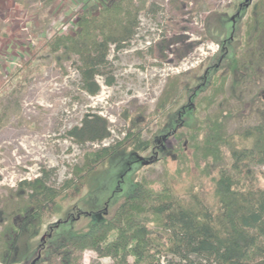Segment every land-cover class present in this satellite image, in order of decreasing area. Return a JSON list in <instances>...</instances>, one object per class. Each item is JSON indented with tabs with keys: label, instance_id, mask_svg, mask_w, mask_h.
Wrapping results in <instances>:
<instances>
[{
	"label": "rangeland",
	"instance_id": "1",
	"mask_svg": "<svg viewBox=\"0 0 264 264\" xmlns=\"http://www.w3.org/2000/svg\"><path fill=\"white\" fill-rule=\"evenodd\" d=\"M45 1L0 0V251L5 228L14 220L23 227L7 264L49 263L62 242L111 217L137 181L156 189L168 181L213 200L218 166L199 143L208 118L225 116L230 132L264 121V0H146L134 38L121 49L111 45L96 95L83 89L78 55L52 52L45 42L75 32L80 12L97 13L112 0H55L50 22L32 31ZM95 113L108 121L110 137L79 143L68 135ZM131 129L151 141L149 150L126 143L27 229L31 217L16 202L20 181L47 173L61 188L85 153ZM263 173L252 174L262 187ZM112 262L93 250L82 257L83 264Z\"/></svg>",
	"mask_w": 264,
	"mask_h": 264
},
{
	"label": "trees",
	"instance_id": "2",
	"mask_svg": "<svg viewBox=\"0 0 264 264\" xmlns=\"http://www.w3.org/2000/svg\"><path fill=\"white\" fill-rule=\"evenodd\" d=\"M54 1H45L39 24L32 31H41L50 22L48 7ZM145 3L112 0L97 13L82 11L77 15L75 32L55 34L46 40L45 47L52 52L62 50L67 57L78 55L83 89L96 95L101 89L97 75L108 63L111 45L121 49L134 38ZM2 67L0 61V71ZM106 82L112 85L113 79ZM204 127L206 133L199 143L218 166L213 200L205 198L202 191H178L168 181L159 189L148 181H137L111 217L62 242L45 264H83L86 250L111 258L110 264H264V187L252 176L256 168L264 167V121L230 132L225 116L215 115ZM68 135L79 143L101 142L111 132L108 121L95 113L85 115L82 125ZM126 143L138 152L151 147L150 140H143L140 131L131 129L121 141L85 153L84 163L74 166L73 177L61 188L48 182L47 173L20 181L16 202L21 205L19 211L31 217L26 221L27 229L65 190L80 191L93 170ZM22 230L15 220L5 228L2 236L6 245L0 251L5 264Z\"/></svg>",
	"mask_w": 264,
	"mask_h": 264
}]
</instances>
